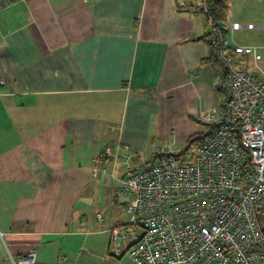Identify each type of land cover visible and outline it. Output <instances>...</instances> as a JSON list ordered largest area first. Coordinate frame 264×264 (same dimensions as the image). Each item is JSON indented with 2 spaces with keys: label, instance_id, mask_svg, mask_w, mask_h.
<instances>
[{
  "label": "crops",
  "instance_id": "0c3cea01",
  "mask_svg": "<svg viewBox=\"0 0 264 264\" xmlns=\"http://www.w3.org/2000/svg\"><path fill=\"white\" fill-rule=\"evenodd\" d=\"M207 32L191 0H0V264L127 263L121 220L89 203L103 175L210 131L225 67Z\"/></svg>",
  "mask_w": 264,
  "mask_h": 264
},
{
  "label": "built area",
  "instance_id": "2783aa9c",
  "mask_svg": "<svg viewBox=\"0 0 264 264\" xmlns=\"http://www.w3.org/2000/svg\"><path fill=\"white\" fill-rule=\"evenodd\" d=\"M191 10L204 17L205 41L225 67V98L204 117L212 132L187 153L157 145L153 164L126 166L118 181L129 221L110 229V253L126 264H264L263 57L235 41L238 23L215 24L205 0H191ZM101 172L96 162L94 177ZM36 256L31 249L13 263L36 264Z\"/></svg>",
  "mask_w": 264,
  "mask_h": 264
},
{
  "label": "rangeland",
  "instance_id": "374dc122",
  "mask_svg": "<svg viewBox=\"0 0 264 264\" xmlns=\"http://www.w3.org/2000/svg\"><path fill=\"white\" fill-rule=\"evenodd\" d=\"M228 5L232 14L241 20L239 22H241L242 25L252 23L257 26L252 30L243 27L235 31L233 37L236 42L260 48L263 57V61L260 62V65L264 69V29L260 27L264 25V0H228ZM242 21L245 22L243 23ZM247 65L249 69H251V72H256L252 61H248ZM235 66L238 68L237 64H235ZM192 137L197 139L202 137V134L196 133ZM168 141L169 140H166V142ZM170 142H174L175 145L177 144L175 149L180 150L183 155L191 150L190 148L193 146L187 139L176 140L173 138ZM160 144L166 145L168 143L164 142ZM131 165L133 169H139L142 168L143 165H147V161L144 160L143 157H138L131 162ZM110 168L111 166L108 168L109 171ZM123 169L124 167L119 166L117 172L118 178L123 177ZM106 177V175H103V178L98 179L100 184L94 192V197L91 199L92 202L89 203V210H92L94 215L95 213L97 215V212H99L103 219L109 220L113 217H117L121 220L122 224L127 223L129 221V215L126 211V206L130 199L120 192L121 184L119 182L112 180L110 177Z\"/></svg>",
  "mask_w": 264,
  "mask_h": 264
},
{
  "label": "trees",
  "instance_id": "16d2710c",
  "mask_svg": "<svg viewBox=\"0 0 264 264\" xmlns=\"http://www.w3.org/2000/svg\"><path fill=\"white\" fill-rule=\"evenodd\" d=\"M205 2H206V9H207L209 15L213 18L215 24L226 23L227 17H228V12H229L228 0H205ZM212 57L215 60V57L213 55V50H212ZM208 126L211 129L207 134H203L202 137L197 138L198 140L194 139L193 137H191L189 139V142L191 143V145H193L197 141H200L204 137L208 136L212 132V130L214 129L215 125L209 124ZM154 162H155V158L154 159L152 158L147 163V165L153 164Z\"/></svg>",
  "mask_w": 264,
  "mask_h": 264
}]
</instances>
